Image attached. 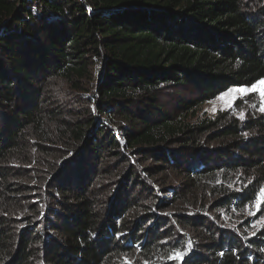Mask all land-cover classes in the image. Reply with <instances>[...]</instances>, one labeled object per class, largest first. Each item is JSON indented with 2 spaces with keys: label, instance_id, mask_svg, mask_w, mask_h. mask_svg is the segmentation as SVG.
Segmentation results:
<instances>
[{
  "label": "trees",
  "instance_id": "trees-1",
  "mask_svg": "<svg viewBox=\"0 0 264 264\" xmlns=\"http://www.w3.org/2000/svg\"><path fill=\"white\" fill-rule=\"evenodd\" d=\"M262 79L264 0H0V264H264Z\"/></svg>",
  "mask_w": 264,
  "mask_h": 264
},
{
  "label": "rangeland",
  "instance_id": "rangeland-1",
  "mask_svg": "<svg viewBox=\"0 0 264 264\" xmlns=\"http://www.w3.org/2000/svg\"><path fill=\"white\" fill-rule=\"evenodd\" d=\"M64 90L67 88L63 85H60ZM250 87V86H249ZM240 88H248V87H237V88H232V89H240ZM230 89V90H232ZM226 91L223 94L228 93ZM222 94V95H223ZM216 97L214 100L206 102L202 104L198 110V117L199 118H211L213 119L220 113H229L233 118L239 120L240 122H248L251 120H262L264 121V112H260L258 109L260 108V98L256 93H251L247 96L241 95L239 92L233 93L237 98L235 101L232 103L231 107L228 106V102L231 99V97H226L225 99H221L220 97ZM58 99L65 103V99L61 95H57ZM71 110L75 111L77 110L78 106L71 105ZM241 113H243V118H241ZM251 135H255L256 131H252L250 133ZM264 187V179L261 181V185L259 188L258 193L260 192L261 188ZM18 196V195H17ZM32 196V195H31ZM19 197H22V195H19ZM257 199L256 198L253 200V202L249 205H246L240 213H235L234 216L227 221L230 223L227 226H230V228L237 227L239 225L245 226L244 232L246 235H251L253 232H255L257 229H259L261 226L264 225L262 223V218H264V204H261L260 210L257 211V208L254 204V201ZM34 203V202H31ZM46 202L44 200L37 201V208L39 210V213H42V210ZM25 201H20V205L24 206ZM254 213V214H253ZM120 246H122L120 244ZM126 246V244L124 245ZM120 253V252H118ZM117 253V255H118ZM130 261L131 264H139L140 258L137 256V253H120L117 258H116V264H125V261ZM176 259H170L168 262L173 261Z\"/></svg>",
  "mask_w": 264,
  "mask_h": 264
},
{
  "label": "snow or ice",
  "instance_id": "snow-or-ice-1",
  "mask_svg": "<svg viewBox=\"0 0 264 264\" xmlns=\"http://www.w3.org/2000/svg\"><path fill=\"white\" fill-rule=\"evenodd\" d=\"M235 92H239L241 93V95L243 96H247L251 93H256L259 98H260V108L258 109L260 112H264V79L255 82L254 84H252L250 87L248 88H240V89H232L229 90L228 93L223 94L220 98L221 99H225L226 97H231V99L228 102V106L231 107L232 103L235 101V99L237 98L235 95H233V93ZM241 118H243V113H241ZM254 204L257 208V211L260 210V206L261 204H264V187L261 188L260 192L257 193V199L254 201ZM254 214V213H253ZM262 223H264V218H262ZM185 253L183 252H175L173 254H171L169 256L170 259H178V258H182V256ZM125 264H131L130 261H125ZM145 264H147V262H145Z\"/></svg>",
  "mask_w": 264,
  "mask_h": 264
}]
</instances>
